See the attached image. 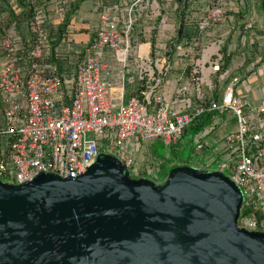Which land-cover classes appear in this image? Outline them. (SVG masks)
Here are the masks:
<instances>
[{"label":"built area","instance_id":"built-area-1","mask_svg":"<svg viewBox=\"0 0 264 264\" xmlns=\"http://www.w3.org/2000/svg\"><path fill=\"white\" fill-rule=\"evenodd\" d=\"M74 1L32 0L34 16L27 21L25 34L17 31L16 21L10 25L0 21V179L23 183L40 172L76 177L101 152L118 157L131 169L128 140L161 138L171 145L201 114L231 111L237 127L222 141L220 152L230 158L219 170L243 190L240 225L264 230V95L256 105L241 99L240 79L233 77L220 100L211 98L204 104L206 67L208 75L220 70L224 41L217 38L216 51L204 63L203 40L209 30L225 27L232 0H209L191 42L178 40L181 21H171L163 10L171 0H97L96 8L101 9L93 39H77L71 26L69 39L55 49L54 57L65 60L62 70L51 62L49 25L63 22ZM145 17L149 19L142 31L145 40L138 41L133 31ZM254 22L251 17L247 27ZM134 44L139 64L130 69ZM174 72L175 78L169 79ZM227 74L224 71L221 77ZM127 82L136 84L128 102ZM168 83L174 97L166 94ZM207 86L213 93L212 82ZM182 99H188L187 104L176 108ZM198 148L207 147L203 143Z\"/></svg>","mask_w":264,"mask_h":264},{"label":"water","instance_id":"water-1","mask_svg":"<svg viewBox=\"0 0 264 264\" xmlns=\"http://www.w3.org/2000/svg\"><path fill=\"white\" fill-rule=\"evenodd\" d=\"M244 200L219 169L134 177L101 152L76 177L0 179V264H264V230L240 225Z\"/></svg>","mask_w":264,"mask_h":264},{"label":"trees","instance_id":"trees-1","mask_svg":"<svg viewBox=\"0 0 264 264\" xmlns=\"http://www.w3.org/2000/svg\"><path fill=\"white\" fill-rule=\"evenodd\" d=\"M53 1V0H52ZM43 2L50 4L51 0H43ZM97 0H75L71 3L69 9L66 11V16L63 19V22L59 23V25L51 24L49 25V33L52 37V57L51 62H55L57 65L61 66L65 64V60L63 58H56L55 49L58 48L60 43L67 41L69 39V33L71 31V20H77V16L80 13L81 6L83 4L89 3L92 5V10L95 14L99 17V11L101 8H96ZM17 8H13L9 0H0V11L6 10L9 8V14L13 18L10 20H16V29L20 31L22 34H25L26 30V23L34 16L35 11V3L32 0H16ZM209 0H171L169 4L163 8L164 12H168L171 21H181L180 27L178 28L179 34V41L191 42L196 36L198 32V28L194 23L198 21L200 16L205 12L207 8ZM25 5V6H24ZM24 6V7H22ZM22 10L21 15L28 14L24 16L23 19L18 16L19 12L16 10ZM230 17L227 20V23H231L232 21H239L240 27H237L235 30L239 29L244 30V21H247L248 18L251 16V13L254 9L258 10L259 12H264V0H232L231 4L228 6ZM17 12V13H16ZM2 13H0L1 15ZM198 18V19H197ZM18 19V20H17ZM1 21V20H0ZM3 21V19H2ZM141 24H139L135 30L133 31L134 35L138 37V41L145 40V37H142V31L144 30V21H149L148 17H145L141 20ZM5 23L8 22L7 25H10L11 21H4ZM90 23V22H89ZM91 26H87L84 28L85 31L92 30L93 34H91V39H93L95 35V29L98 25H93L90 23ZM221 28V27H220ZM222 30V29H221ZM224 31V28L223 30ZM230 39V38H229ZM232 39H230L229 43ZM153 45H156L157 39H152ZM219 52L223 54V63H221V68L218 72L213 75L212 78V86L214 87L213 93L209 92L208 90L205 92V99L204 104H207L211 98L215 100L221 99V94L225 89L226 85L228 84L227 78L221 77L222 73L225 71L224 68L227 63V49L229 44L228 41H225ZM253 47L259 51H261V60H264V40L263 41H255ZM217 55L214 54L212 59H216ZM254 58V57H252ZM256 58V57H255ZM140 85V84H139ZM234 117L231 111H227L224 113H219L218 111H210L198 116L193 123H191L184 131L183 138L179 141H188V145L191 147L193 153L199 152L198 145L203 144L204 141H208L207 138L210 133L215 132V134L220 130L231 131L232 127L235 124V120L232 118ZM236 118V117H235ZM234 120V121H233ZM237 124V120H236ZM210 131V133L208 132ZM235 131V130H234ZM232 132V131H231ZM214 134L215 138L217 137ZM226 135L219 141H223L227 138ZM178 142V143H179ZM174 144H171L170 147H174ZM160 157L157 155V158ZM203 164V163H202ZM161 165V164H160ZM159 166V165H157ZM171 167V166H170Z\"/></svg>","mask_w":264,"mask_h":264},{"label":"crops","instance_id":"crops-1","mask_svg":"<svg viewBox=\"0 0 264 264\" xmlns=\"http://www.w3.org/2000/svg\"><path fill=\"white\" fill-rule=\"evenodd\" d=\"M16 6H17V3L16 2L13 3V8H16ZM69 7L70 6H68V9ZM91 10H92L91 4L89 3L83 4L81 6L80 13L77 16V20L76 18L71 20L70 24L71 26H75L74 28L75 30L74 32L76 33L75 36L79 40H83V41L91 40V34H93L92 30H90L89 32V31H85L84 28L87 26H91L90 23H92L93 25H99V17L95 14V12ZM16 11H19V9H17ZM251 17H255V22L253 24V27L248 28L247 23L249 22V19ZM54 19L55 18L53 17L51 18L52 21H56ZM1 24L7 25L8 22L5 23L4 21H1ZM77 24H79L78 27L76 26ZM194 25H197V22L194 23ZM240 25L241 24L239 21H232L231 23H228L225 25L224 31H222L223 28H220L222 30H219V31L214 30V29L209 30V32H207V35L203 40L202 47L203 49L206 47H209L208 49L211 50L212 46L214 45L213 43L216 42L219 36L217 33L222 32V41H224V43H226L225 41H228L227 44H229L228 49H227V55H226L227 63L224 68V70L227 71L228 73L226 77L228 81L227 83H229V81L233 77H239L240 83L237 87V94L239 95V97H241V99L248 101L252 105H256L258 104L262 96L264 95V60H261L262 58L261 51H260L261 49L257 51L253 47V45L255 41L264 40V12H259L258 10L254 9V11L251 13V16L248 18V20L244 21L245 29L240 30L239 28L235 30L237 27H240ZM233 33L234 35H232ZM229 38L232 39L230 43H229L230 41ZM212 51H215V50H212ZM207 67H206V74H205L207 77L206 83L205 82H204L205 84L203 83L205 90H208L209 86H207V84L208 83L210 84L213 81L212 78L214 75V74L208 75L210 68L209 67L207 68ZM171 75L169 76V79L175 78L176 73L174 72ZM135 88H136V85H135ZM135 88L133 87L131 88L128 97L132 96L135 93V90H136ZM172 88L173 87L171 84L168 87V92H166V94L170 97L171 96L174 97V89L172 90ZM187 102H188V99H182V100L177 101V103H175L174 106L176 108H180V107L185 106ZM232 118L235 120V124L231 130L232 132L231 131L228 132L226 130L218 131L215 134L218 138V141L226 135L233 134L234 130H236V127H237L236 118L235 116L234 117L232 116ZM188 143H189L188 141H181L179 143L177 142L174 144L173 148L170 147V150L172 151V153L175 154L181 148H184L185 146H187ZM204 145L205 147H207L206 149L209 148L208 141H204ZM204 150L202 149L198 153H201ZM147 151H148L146 154L147 157L139 158L140 161L142 162V167H143L142 169H145V164L147 163V161H151V163L153 164L154 159H157V155H159V150L154 151L152 148L151 150L147 148ZM183 163H187V162H183ZM154 168L155 170L159 168L160 172L163 171L162 164L161 165L159 164L158 167H154ZM143 171L144 170H140L141 173ZM154 172H156L155 174H157L158 176L157 171H154ZM157 179H162V177L158 176Z\"/></svg>","mask_w":264,"mask_h":264},{"label":"rangeland","instance_id":"rangeland-1","mask_svg":"<svg viewBox=\"0 0 264 264\" xmlns=\"http://www.w3.org/2000/svg\"><path fill=\"white\" fill-rule=\"evenodd\" d=\"M57 1L58 0H53V3H56ZM69 1H72V0H69ZM15 2H16V0H9V3H11L12 6H13V3H15ZM0 6H2V5H0ZM24 6H22V7H24ZM2 7H4V6H2ZM17 12H19L18 16L21 17L22 16L21 15L22 10L21 11L19 10ZM0 13H2L0 15L1 21H2V19H3V21H15L14 19L10 20L13 17L10 16V14H9V8H7L6 10H1ZM27 15L28 14H24L21 18L23 19V17L27 16ZM50 15H53L52 16L53 18L56 17L53 12H51ZM47 16H49L48 13H47ZM58 16H60V15L57 14V17ZM229 17H230V14H229ZM76 26L78 27L79 24H77ZM217 34L219 35L218 38L222 39V32L221 33L218 32ZM232 35H234V33ZM208 48L209 47L204 48L205 53L202 57V62H204V63H205V61H207L208 55H210L216 51L217 44L214 43L211 50ZM212 50H215V51H212ZM130 52H131L130 69H132L133 66L139 64V58L137 55V53H138L137 44L133 45V48L131 49ZM128 75H131V73L128 72ZM135 85L133 83L127 82L126 102H128V96H129L131 88L132 87L135 88ZM170 85H171V83H168V85L166 86V92H168V87ZM214 134H215V132L210 133L208 138H207V140L209 142V145H208L209 148L205 149L203 152L198 153V154L193 153L192 149L189 145L185 146L184 148H181L178 152H176L174 154L170 150V145L166 144L161 138L150 140L148 143L147 142H141V141L135 140V139L128 140L126 142L127 152H128V154H130V156L134 160V164L132 165V168L130 169L131 173L134 177L146 176V177H150L152 179L153 178L157 179L159 176V177L165 178L168 175L169 168L172 164H174V163L181 164L183 162H187V164H193L194 162H200V163H203L205 166H207V168H209V169L218 170L220 168V163L222 161L230 158V156L227 152H220V149L222 147V142L218 141V138L217 137L215 138ZM185 140H188V139H185ZM185 140H183V141H185ZM147 148L150 150L152 148L154 151L159 150L160 158L154 159L153 164L151 163V161H147V163L145 164V169H142L143 168L142 162L140 161L139 158L140 157H142V158L147 157L146 156V154L148 152ZM159 164L163 165V171H161V172H160L159 168H157L156 170L154 168V167H158L157 165H159ZM140 170H144V171L141 173ZM154 171H157L158 176H157V174H155L156 172H154Z\"/></svg>","mask_w":264,"mask_h":264}]
</instances>
